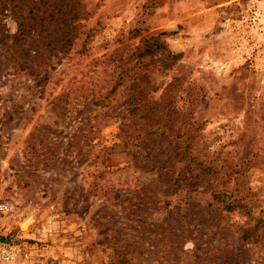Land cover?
<instances>
[{"label":"rangeland","instance_id":"1","mask_svg":"<svg viewBox=\"0 0 264 264\" xmlns=\"http://www.w3.org/2000/svg\"><path fill=\"white\" fill-rule=\"evenodd\" d=\"M79 2L0 0L8 264H264V244L240 239L246 214L208 205L214 178H239L264 230V111L246 121L264 97V0ZM134 89L173 95L212 176L178 159L173 133L145 135Z\"/></svg>","mask_w":264,"mask_h":264},{"label":"trees","instance_id":"2","mask_svg":"<svg viewBox=\"0 0 264 264\" xmlns=\"http://www.w3.org/2000/svg\"><path fill=\"white\" fill-rule=\"evenodd\" d=\"M69 1L76 5L80 3L79 0ZM18 25L19 32H24L26 24L19 21ZM38 53L33 57L37 58ZM97 101L98 99L94 100L99 103ZM262 111H264V97H249L246 121H251L256 112ZM128 112L130 116L145 121L144 123L149 126L145 135L151 134V138H165L168 134L173 133V138L177 142L176 150L179 152L178 159L186 157L189 162H194L198 166L197 170H199L200 176L209 177L214 174L206 160L190 152L195 131L194 123L190 114L176 105V101L169 91L162 94L160 100H156L148 96L147 93L137 92V89H134V92L129 96ZM209 186L208 189L211 193L209 206L227 212L240 210L248 217V221L240 228L241 241L264 244V230L258 228L257 224H253L256 218L253 216L252 210L256 206V202L250 188L244 186L243 181H239V178H234L231 184L224 182L221 178H214ZM116 260L118 264H133L128 252H118Z\"/></svg>","mask_w":264,"mask_h":264},{"label":"built area","instance_id":"3","mask_svg":"<svg viewBox=\"0 0 264 264\" xmlns=\"http://www.w3.org/2000/svg\"><path fill=\"white\" fill-rule=\"evenodd\" d=\"M0 208L4 210L7 206L1 205ZM20 252L21 247L19 245L7 241L0 242V264L13 262Z\"/></svg>","mask_w":264,"mask_h":264}]
</instances>
